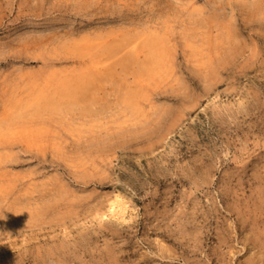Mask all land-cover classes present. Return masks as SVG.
I'll use <instances>...</instances> for the list:
<instances>
[{
  "label": "rangeland",
  "instance_id": "1",
  "mask_svg": "<svg viewBox=\"0 0 264 264\" xmlns=\"http://www.w3.org/2000/svg\"><path fill=\"white\" fill-rule=\"evenodd\" d=\"M263 19L264 0H0V264H247L264 229ZM155 39L166 64L34 112L31 80L67 75L65 57L133 63ZM138 84L146 115L123 102ZM114 189L124 216L64 232Z\"/></svg>",
  "mask_w": 264,
  "mask_h": 264
},
{
  "label": "bare ground",
  "instance_id": "2",
  "mask_svg": "<svg viewBox=\"0 0 264 264\" xmlns=\"http://www.w3.org/2000/svg\"><path fill=\"white\" fill-rule=\"evenodd\" d=\"M264 20V19H263ZM77 30V29H76ZM79 31H82V30H79ZM70 32V31H69ZM73 31H71V33H72ZM70 33V34H71ZM77 34V33H76ZM74 35H75V33H74ZM162 45V42H160V41H158L157 39H155V40H152V41H147V48H148V51H147V54L146 55H143L141 58H139V56H138V59H136V61L135 62H131V61H128V60H126V62H125V60H122V59H120V61H118V60H116V61H114V62H109L108 61V59H105V58H102V60L100 61V60H95L94 59V54H93V50H87V52L85 53H81V52H79L78 54H76V55H71V56H69V57H65L64 58V60H65V62L66 63H68V62H71V64L73 65V69L67 74V75H65V76H63V77H55V75L54 74H52L50 77H48V78H46V79H44L45 81H41V82H37V81H35V79H33V80H31L32 81V86L30 87L31 89H33V91H32V93H31V96L33 97V100H30V101H32V103H34V104H32V107L34 108V112L35 113H38L39 112V109H40V107H44V108H54L55 107V104H57V99H59L60 97L62 98V99H64L65 101H70V100H79V99H81V100H83V98H85L84 96L86 95V92H87V90L89 89V86L93 83L94 85L96 84H98L99 82H101L103 79H105V78H109V77H112V76H116L117 74H118V71L120 70V71H126V70H129V69H132V68H137V70L138 71H140L142 74H145L146 72H147V70H149V69H153V68H158V67H161L162 65H164V63H165V60H166V58L168 57V59H170L171 60V58H169V55H170V53L171 52H169L168 51V49H166V48H164V46H161ZM123 49H125V48H118L117 50H116V54L117 53H122L123 52ZM104 51H106V52H108V53H113L112 51H113V48H110V47H106L105 48V50ZM168 51V52H167ZM119 56V55H118ZM125 56V55H124ZM124 56H122L121 58H123ZM96 57V56H95ZM28 59H29V57H28ZM38 59V58H37ZM30 60V59H29ZM40 60V59H39ZM47 60H48V58H47ZM52 60V59H51ZM28 61V60H27ZM48 62V61H47ZM58 62V61H57ZM61 62V61H60ZM46 63V62H45ZM50 63H53V62H50ZM63 63V62H62ZM27 64V63H26ZM35 64V63H34ZM133 64H135L136 65V67H133ZM166 64V63H165ZM119 65V68H117V66ZM46 66V65H45ZM51 66H53V64H49V68L48 69H50L51 68ZM32 67V66H31ZM21 75V74H20ZM42 75V74H41ZM21 81V80H20ZM30 81V82H31ZM21 85V84H20ZM19 85V86H20ZM52 89L53 91H49L48 89ZM140 95H142V96H144L145 95V91L143 90V87L141 86V84H138V87H136V89H133V87L131 86L130 88L129 87H127L126 88V90H124V95H122V98H123V102L126 104V106H127V108H130L132 111L134 110V111H138V112H140L141 114L142 113H144L145 115L147 114V112H146V110L143 108V107H141L139 104H138V97H140ZM145 97V96H144ZM28 100V99H27ZM27 100H23V101H26L27 102ZM219 101H220V98H218V97H216V98H214L213 100H212V103L214 104V105H216V104H218L219 103ZM26 104V103H25ZM137 105H139V106H137ZM23 105H20V104H18L16 101L13 103V108H15V109H19V108H21ZM13 112V111H12ZM144 115V116H145ZM176 116H178V115H176ZM174 118H175V116H174ZM174 118H172V120L174 121ZM179 119H182V117L181 118H179ZM177 120V119H176ZM178 121H180V120H178ZM171 123H174V122H172L171 121ZM172 125V124H171ZM173 125H175V124H173ZM169 128V127H168ZM172 128H173V126H172ZM172 128L171 129H169L167 132H164V134H162L161 133V135L162 136H159L160 138V140L156 143V144H153V145H151L150 146V148L146 151L147 152V154H154V153H156L157 151H159L160 149H163V148H165L166 147V145H167V142L169 141V139L171 138V136H172ZM151 143H154V142H151ZM2 147V146H1ZM0 147V148H1ZM3 148V147H2ZM5 148V147H4ZM2 150V149H1ZM144 157H146V155L145 154H138V156H137V158L138 159H143ZM257 166V165H256ZM255 166V167H256ZM252 168L253 170H257L256 168ZM260 169V168H259ZM258 169V170H259ZM262 169V168H261ZM244 170V169H243ZM259 172H261V170L259 171ZM254 174V173H253ZM256 175V174H255ZM254 176V175H253ZM257 176H259V175H257ZM256 176V177H257ZM255 177V176H254ZM255 177V178H256ZM253 178V177H252ZM258 178V177H257ZM259 178H262L263 179V177L261 176H259ZM261 180V179H260ZM264 189V188H263ZM258 192V191H257ZM256 192V193H257ZM259 192L260 193H264V191L262 190V188H261V191L259 190ZM258 192V193H259ZM61 193H63V192H61ZM257 193V194H258ZM62 195H64V194H62ZM62 195H60L59 194V196H62ZM259 195V194H258ZM107 197L105 198V200H104V203L103 202H101L100 204V206H97V207H92V208H90L89 210H87L88 212H86L87 214L86 215H82L81 217H80V215H77L78 216V218H77V220H75V221H72L71 222V224L70 225H65V224H63V227H62V229L64 230V232H67V231H69V229L71 228V227H75V226H80V225H82V224H84L85 223V221L87 220V219H96V217L97 216H99V215H102V216H105V215H107V211L108 210H112V211H116L117 209L116 208H118V211H116V215H118V214H120V215H122V216H124L123 214H125L124 212V209H123V205H124V200H123V202L119 199V194H118V191L116 190V189H114L113 191H111L110 193H108V195H106ZM264 196V194L262 195V197ZM61 198V197H60ZM259 198H261V197H259L258 196V199ZM257 199V200H258ZM261 200L263 201V198H261ZM261 200H260V202H261ZM260 202H259V200H258V205H259V207L261 206L260 205ZM264 202V201H263ZM126 204V203H125ZM261 204H263V203H261ZM96 205V204H95ZM99 205V204H98ZM264 205V204H263ZM124 206H126V205H124ZM23 207V206H22ZM29 207V206H28ZM107 207H109V209L108 210H105V209H107ZM258 207V206H257ZM261 207H263V206H261ZM27 208V207H26ZM89 208V207H88ZM87 208V209H88ZM247 208V207H246ZM19 209H20V207H19ZM245 209V208H244ZM248 209V208H247ZM246 209V210H247ZM24 210H26L25 208H24ZM28 210H30V208H28ZM37 210V209H36ZM40 210H42V208L40 209ZM240 210H242V209H240ZM18 211V210H17ZM23 211V210H22ZM244 211V210H243ZM255 211V210H254ZM30 212H31V210H30ZM34 213H36V211H33ZM38 213H39V211H37ZM257 212V211H256ZM256 212H254V213H252V214H254V215H256ZM260 212V211H259ZM261 212H262V210H261ZM17 213V212H16ZM16 213H15V215H16ZM22 213H24V211L22 212ZM21 213V214H22ZM37 213V214H38ZM41 213V212H40ZM102 213V214H101ZM118 213V214H117ZM250 213V212H249ZM248 213V216H250L251 214H249ZM26 214H27V212H26ZM29 214H31L30 215V218H29V215L27 216L29 219H27V217H26V220L28 221H30V219H31V216H32V213H29ZM42 214V213H41ZM40 214V215H41ZM108 214H109V212H108ZM112 214H113V212H112ZM239 214H241V213H239ZM23 215H25V213L23 214ZM116 215H114V216H116ZM119 215V216H120ZM242 215V214H241ZM239 216L241 219L243 218V216ZM253 215V216H254ZM17 216V215H16ZM21 216V215H20ZM34 216H36L37 217V215H34L33 214V217ZM248 216H247V218H248ZM23 216H21V218H22ZM32 217V218H33ZM38 217H39V215H38ZM121 217V216H120ZM119 217V218H120ZM251 217H252V215H251ZM20 220H21V218L20 217H18ZM18 218H17V221H18ZM123 218V217H122ZM245 218V217H244ZM256 218V217H255ZM263 217L261 216L260 218L258 217V218H256V219H262ZM34 219V218H33ZM252 219H254L253 217H252ZM14 220V219H13ZM23 220H25V218L23 219ZM63 220V219H62ZM243 220H245V219H243ZM12 221V220H11ZM16 221V220H15ZM26 221V222H27ZM252 221V220H251ZM257 221V220H256ZM259 221V220H258ZM260 221H263V220H260ZM23 223H25V221H22ZM21 222V223H22ZM64 222V221H63ZM242 222V221H241ZM253 222V221H252ZM10 223V222H9ZM12 223H14V222H12ZM20 222L18 221L17 222V224L16 225H18ZM22 223V224H23ZM66 223V222H65ZM243 223V222H242ZM247 223H248V221H247ZM251 223V222H250ZM250 223H248V224H250ZM257 224H260L259 222H256ZM15 224V223H14ZM245 224V223H244ZM242 224L244 227L245 226H247V224ZM256 225L257 226V224H255V223H251L250 224V226H252V225ZM8 225V224H7ZM21 225V224H20ZM263 225V224H262ZM259 226V225H258ZM258 226H257V229H259L258 228ZM9 227H10V225H9ZM195 228V227H194ZM253 229L255 228L254 226L252 227ZM264 228V227H263ZM196 229H197V227H196ZM187 230V229H186ZM191 230V229H190ZM193 230V229H192ZM191 230V231H192ZM260 230V229H259ZM184 231H185V228H184ZM263 231V232H262ZM260 233L261 234H259L257 237H254V238H256L257 240L258 239H260V238H263V237H261L262 236V234L264 233V229L262 230ZM183 232V231H182ZM189 232V231H188ZM193 232H194V230H193ZM198 232V230L196 231V233ZM248 232V231H247ZM250 232V231H249ZM251 232H252V230H251ZM253 233H254V235L256 234V231H253ZM259 233V232H258ZM194 234H195V232L193 233V236H194ZM198 234H200V233H198ZM220 234H221V232H220ZM249 234V235H248ZM247 234V236L245 237V239L246 240H244V243L245 242H249V243H251V245L252 244H254V243H252V239H254L253 238V234H250V233H248ZM190 235V234H189ZM219 235V234H218ZM222 235V234H221ZM223 235H224V233H223ZM222 235V236H223ZM251 235H252V237H251ZM264 235V234H263ZM181 236V235H180ZM192 236V237H193ZM200 236V235H199ZM195 237V236H194ZM258 237H260V238H258ZM181 238H182V236H181ZM186 238V237H185ZM184 238V239H185ZM221 238V236L220 237H218V239H220ZM252 238V239H251ZM183 239V238H182ZM188 239H190V238H188ZM198 239H199V237H197V241H198ZM222 239V243H224V238H221ZM226 239H227V237H226ZM193 240V239H192ZM257 240H255L256 242H258V243H260V245L263 247V249H264V239H260V241H262L263 240V242H259V241H257ZM200 241V240H199ZM219 242V244H220V242L221 241H218ZM253 242H254V240H253ZM196 243V242H195ZM258 243H256V245L258 244ZM226 244V243H225ZM250 245V244H249ZM259 245V244H258ZM164 246V245H163ZM245 246H247V248H248V243H246L245 244ZM220 247V246H219ZM251 247V246H250ZM257 246H255V244L254 245H252V247L250 248L251 250H254V249H257V250H255V252L254 251H252L253 253L250 255L251 257V259L253 258L254 259V257H256L257 256V258H258V261H261V263L260 264H262V262H263V264H264V251L262 250V247H260L261 248V250L263 251H261L260 249H258V247L256 248ZM164 248H166V247H164ZM109 249V248H108ZM250 249H248V252L250 251ZM112 250V249H111ZM164 250V249H163ZM166 250H168L167 248H166ZM170 250V249H169ZM109 250H107V252H108ZM113 252H115V251H113L112 250V252L110 251L109 253H110V255H111V253L113 254V259H114V257H116L117 255H114V253ZM168 252V251H167ZM251 252V251H250ZM256 252L257 253H259L258 255L256 254ZM263 254H262V253ZM109 253H107V254H109ZM116 253V252H115ZM232 253V252H231ZM248 254V253H247ZM106 257V256H105ZM107 257H109V255L107 256ZM249 257V256H248ZM247 257V255H246V257H244V258H246V259H249L248 261H246V259H245V263L247 262V264H250V262H251V259L250 258H248ZM107 259V258H106ZM252 259V260H253ZM116 260H117V257H116ZM253 261H255V260H253ZM257 261V260H256ZM255 261V262H256ZM258 261L256 262V264L258 263ZM253 263V262H252ZM251 263V264H252ZM255 264V263H254Z\"/></svg>",
  "mask_w": 264,
  "mask_h": 264
},
{
  "label": "clouds",
  "instance_id": "3",
  "mask_svg": "<svg viewBox=\"0 0 264 264\" xmlns=\"http://www.w3.org/2000/svg\"><path fill=\"white\" fill-rule=\"evenodd\" d=\"M240 106L243 107V101L240 102Z\"/></svg>",
  "mask_w": 264,
  "mask_h": 264
}]
</instances>
